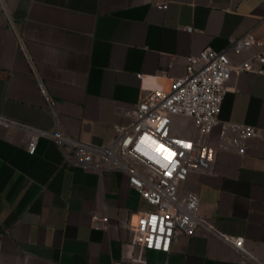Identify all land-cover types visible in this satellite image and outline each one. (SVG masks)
<instances>
[{"label": "crops", "instance_id": "1", "mask_svg": "<svg viewBox=\"0 0 264 264\" xmlns=\"http://www.w3.org/2000/svg\"><path fill=\"white\" fill-rule=\"evenodd\" d=\"M7 7L0 5V113L93 142L110 140L149 90L184 74L188 55L225 48L247 30L264 37V0H7ZM250 53L230 50L235 62ZM230 84L220 118L264 127V72L241 71ZM28 141L25 130L0 126V264H122L131 225L151 205L124 172L75 166L48 137L30 153ZM185 184L198 193L199 213L228 236H244L251 255L200 230L179 234L169 252L143 249V264H264V138H252L245 153L218 149L212 167L192 170ZM95 212L109 217L108 227L91 225Z\"/></svg>", "mask_w": 264, "mask_h": 264}, {"label": "built area", "instance_id": "2", "mask_svg": "<svg viewBox=\"0 0 264 264\" xmlns=\"http://www.w3.org/2000/svg\"><path fill=\"white\" fill-rule=\"evenodd\" d=\"M0 5L9 13L7 0H0ZM18 45L32 60L20 35ZM247 48H251L248 57L232 60L231 49L241 53ZM241 71L264 72V37L252 30L232 38L225 48L206 46L199 54L188 55L184 74L173 78L168 88L149 90L129 111L130 121L115 124L116 133L106 142L78 138L58 124L44 128L3 113L0 126L25 130L30 153L36 152L41 137H48L75 166L127 174L129 183L151 207L140 210L131 225L132 250L122 264H143V249L169 252L179 234L200 230L227 237L247 257L251 253L244 236H228L201 215L198 193L185 184L192 170L212 167L218 149L235 148L245 153L252 138H264V127L220 118L222 102L235 88L230 81ZM48 100L52 105L50 96ZM53 113L57 115L55 110ZM91 225L106 228L109 217L95 212ZM135 248L138 253L134 254Z\"/></svg>", "mask_w": 264, "mask_h": 264}, {"label": "snow or ice", "instance_id": "3", "mask_svg": "<svg viewBox=\"0 0 264 264\" xmlns=\"http://www.w3.org/2000/svg\"><path fill=\"white\" fill-rule=\"evenodd\" d=\"M183 146L184 147H190V145H188V144H184ZM157 147H162V146L157 145ZM153 220H155V218H153Z\"/></svg>", "mask_w": 264, "mask_h": 264}]
</instances>
